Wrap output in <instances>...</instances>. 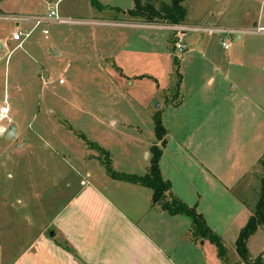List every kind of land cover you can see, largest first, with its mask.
<instances>
[{
  "label": "rangeland",
  "instance_id": "374dc122",
  "mask_svg": "<svg viewBox=\"0 0 264 264\" xmlns=\"http://www.w3.org/2000/svg\"><path fill=\"white\" fill-rule=\"evenodd\" d=\"M55 1L0 3L15 18H0V106L7 107L0 108V264H50L44 257L48 249L56 253L52 264H69L56 249L65 248L64 235L56 233L53 240L51 234L58 226L89 224V217L96 222L98 216L91 213L98 208L118 210L102 195L118 205L140 203V197L121 195L114 187L100 148L112 169L145 174L156 142L155 113L166 126L164 161L189 153L180 160L192 177L193 162L201 167L199 158L217 177L233 180L227 185L254 212L264 174V33L143 28L123 14L133 7L132 0H59L57 14L65 21L36 24L32 19H47ZM184 1L181 24L249 30L258 21L264 26L261 0ZM143 2L157 9L170 6V0ZM98 16L132 20L135 26L108 27ZM29 28L21 47L7 55L15 45L6 41L12 31ZM178 42L185 48L173 47ZM50 48L62 56H53ZM59 78L65 83L59 84ZM10 126L15 135L7 137ZM199 180L198 189L206 188ZM208 195L216 203L211 213L225 248L219 258L206 240L216 257L213 264H250L239 260L234 247L237 197ZM102 216V226H108L110 215ZM248 217L234 222L242 227ZM257 229L247 241L252 259L264 251V224ZM117 233L112 242H122L120 247L100 244L92 248L95 254L126 253L127 234L122 228ZM263 259L264 253L258 264Z\"/></svg>",
  "mask_w": 264,
  "mask_h": 264
},
{
  "label": "crops",
  "instance_id": "0c3cea01",
  "mask_svg": "<svg viewBox=\"0 0 264 264\" xmlns=\"http://www.w3.org/2000/svg\"><path fill=\"white\" fill-rule=\"evenodd\" d=\"M1 1L2 0H0V3ZM237 1L240 2V0H230L226 2L225 5L230 2L236 3ZM263 3L264 2L261 1L260 6ZM126 11H123V14L126 15ZM4 17H8L7 19L15 20V18H12V15L8 16L3 8H0V18L3 19ZM98 17V20L103 22L102 24L108 27H125L127 25H134V23H130L132 20L128 22L123 20L118 21L115 18L112 19L111 17H109V19L102 16ZM21 18L22 20H28L26 17ZM45 20L47 22L54 21L52 19ZM132 22H135V25L139 23L138 21ZM255 23L260 27H264L263 25H260L258 21H255ZM15 24L17 27L20 25L18 23ZM31 28H29L27 32H24L22 29H15L12 31V34L18 30L22 31V45L24 43V40L29 37ZM44 30L46 29H42V33ZM112 34L113 32L110 33V36H113ZM46 35L47 33H45V36ZM6 41H12L13 43H15L13 48L7 52V55H9L13 50L21 47L18 46L19 41L12 40L11 36ZM50 52H52L53 56H62V52L58 53L53 48H50ZM49 80H51V78H49L47 82H49ZM58 83L64 84L65 80H63L62 82H59L58 80ZM5 107L0 106L1 109ZM6 112L8 116L9 109H7ZM167 142L168 141L165 137V146L163 147L164 150H166L168 146ZM163 149L162 153L164 152ZM180 151L183 152L181 148ZM184 156L188 157L189 153L177 154L176 158H173L172 155H170L167 156L164 161L163 153L159 160L161 176L163 179L170 180V193L173 196L179 198L181 201L185 202L187 205L194 206L195 209L199 213H201V215H203L207 226L215 234L218 235V232L216 230V223L213 219L211 209L216 203L215 200L209 201L210 198L208 193L212 197H214V193L216 194L218 192H220L221 195L227 193L233 194L237 197V210L239 207L240 209L238 211L239 213L237 217H235L234 219L235 221H237L238 218H241V216L247 218V216L251 215L250 208L244 203V201L238 194H235L233 186H230L231 184L227 185V183L233 180L228 179V181H224L222 177H217L213 172L214 169H212V167L209 168L206 165L204 166L205 162L202 163L199 158H197V160L200 162L201 167L197 162H193L195 166L192 170L193 175L191 177V174L189 176V171L182 165V161L180 160V158H183ZM170 157H172L173 160H171ZM186 164L190 166L188 161L186 162ZM197 177L200 178V180L197 179ZM109 179L112 181V183L114 182V187L120 190L121 195L123 193L136 195L141 198V201L140 203H138L137 201H133L131 204H127L123 201L122 204L118 205V202L115 199L112 201L106 195H102V198H105V201L107 200L111 205L116 206L118 210L115 207H111V210L108 211H106L104 207L103 210H100L98 208V210L91 213L93 216H98L96 222H93L92 218L89 217L86 221L89 222V224L80 223L79 225H72L71 227H66L64 224L58 226L57 230L55 232H52L51 234H54V236H52L54 237L53 240H55V237L57 235L58 237L64 235L63 237L66 241H63V238L59 239L65 242V248L58 247L56 249H58V252H60L61 255L62 253L66 255V260L69 264H213V262L216 261V257H213L212 250L209 244H207L206 242V240L208 239H195L194 237L192 238L190 236V232L188 230L191 224V218L188 215L170 214L160 208L161 202L153 204L151 197L152 190L150 187L147 188L145 186L132 182L128 185H123L121 183H118L123 180L111 179L110 177ZM197 180H202V184L206 185L207 189H198L199 183L197 182ZM104 213L110 215V217L106 219L105 223V225L108 224V226H102L101 224L104 222V216H102ZM234 220L231 223H237L235 229V233L237 234L240 231H238V229L241 228L242 223H240L239 221L234 222ZM216 222L218 223L217 219ZM105 227L106 229L101 230L100 232V228L104 229ZM230 227H233L232 224L230 225ZM88 228L89 231L83 233V231H85V229L88 230ZM118 228H122L127 234V252H115L114 255H111L109 251L102 252L100 250L101 254L96 255L92 248H95V246H99L100 244L107 245V243L112 242V238H114L116 234H118ZM258 231L259 230H257L256 233ZM219 235L221 236L222 234L219 233ZM98 236L103 237L102 241L98 239ZM220 239L222 238L220 237ZM115 244H118L117 247H120L122 245V242H112V245ZM47 251H49L50 254L48 252H44L45 260L49 261V263L52 264L51 259L54 258V255H56V253L51 252L50 249H48ZM75 251L78 252L79 255ZM33 260L35 261V257L33 258Z\"/></svg>",
  "mask_w": 264,
  "mask_h": 264
},
{
  "label": "trees",
  "instance_id": "16d2710c",
  "mask_svg": "<svg viewBox=\"0 0 264 264\" xmlns=\"http://www.w3.org/2000/svg\"><path fill=\"white\" fill-rule=\"evenodd\" d=\"M134 5L128 9L126 13L134 21L140 23L162 24L169 23L180 25L184 20L186 8L184 0H170V6H164L157 9L152 2H143V0H132ZM136 18V19H134ZM175 42V41H174ZM175 45L173 44V47ZM154 136L156 142L150 146V164L148 170L143 175L135 173L118 172L111 167L108 153L103 150L105 170L111 179H118L135 183L152 190V203L157 204L160 201V208L170 214L188 215L191 218L189 227L190 236L193 238H206L218 250V257L221 258L225 254V248L220 237L215 234L206 224L205 219L194 206H189L181 201L176 196L170 193L171 182L168 179H163L160 172V158L162 155V148L165 146L166 126L163 125L160 114L155 113L153 116ZM159 141V144L157 143ZM261 167L264 172V160L261 161ZM260 196L255 205L254 212L251 211L247 222L240 228L238 236L234 242V247L238 258L242 262H249L250 264H258L261 262V256L264 251L255 258L251 259L249 250L246 245L250 236L254 235L258 230V226L264 224V174L261 179Z\"/></svg>",
  "mask_w": 264,
  "mask_h": 264
},
{
  "label": "built area",
  "instance_id": "2783aa9c",
  "mask_svg": "<svg viewBox=\"0 0 264 264\" xmlns=\"http://www.w3.org/2000/svg\"><path fill=\"white\" fill-rule=\"evenodd\" d=\"M59 0H57L54 5H55V8L53 9L52 7L50 8V11L48 13V17L47 19H52L54 21H60V22H64L65 20L62 19L61 17L58 16L57 14V10H56V7H57V2ZM262 2H264V0H261ZM34 22L36 24H38V22L42 21V20H45V19H42L41 17H37V18H34L33 19ZM137 26L139 27H152V28H158V29H162V28H166V29H169L171 31H174L175 33H183L185 32L186 30H203V31H207V32H218L219 34H233V33H240V32H253V33H264V27H260L258 25L254 26L253 28H250L249 30H240V29H237V28H228V27H222V26H215V27H210V26H197V27H191L189 25H185V24H180V25H174V24H169V23H162V24H152V23H138ZM44 33H47L46 30L43 31ZM22 31H16L12 34L11 36V39L14 40V41H19V45L18 46H21V38H22ZM220 40H222V45L223 47H227V43L224 41L223 38H221ZM176 49L178 51L182 50L185 48V44L182 43V42H178L176 43L175 45ZM63 79L60 78L59 79V82H62ZM264 261V259H263Z\"/></svg>",
  "mask_w": 264,
  "mask_h": 264
},
{
  "label": "water",
  "instance_id": "95a60500",
  "mask_svg": "<svg viewBox=\"0 0 264 264\" xmlns=\"http://www.w3.org/2000/svg\"><path fill=\"white\" fill-rule=\"evenodd\" d=\"M254 25H256V23H254ZM1 49H2V44L0 43V51H1ZM14 135H15L14 127L13 126L8 127L5 131V136L11 137Z\"/></svg>",
  "mask_w": 264,
  "mask_h": 264
},
{
  "label": "bare ground",
  "instance_id": "6f19581e",
  "mask_svg": "<svg viewBox=\"0 0 264 264\" xmlns=\"http://www.w3.org/2000/svg\"><path fill=\"white\" fill-rule=\"evenodd\" d=\"M2 117H4V116H2Z\"/></svg>",
  "mask_w": 264,
  "mask_h": 264
}]
</instances>
